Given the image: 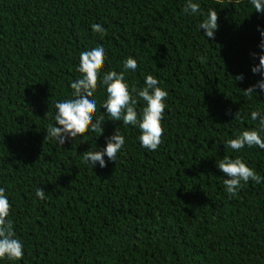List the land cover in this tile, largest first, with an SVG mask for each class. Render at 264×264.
Instances as JSON below:
<instances>
[{
    "label": "trees",
    "instance_id": "16d2710c",
    "mask_svg": "<svg viewBox=\"0 0 264 264\" xmlns=\"http://www.w3.org/2000/svg\"><path fill=\"white\" fill-rule=\"evenodd\" d=\"M199 2L205 15L217 10L214 39L197 31L202 16L182 12L184 0H0V187L25 246L16 264H264V182L229 197L215 166L240 156L264 178V150L223 145L257 125L251 111L264 110V95L243 94L260 79L251 54L264 15L248 0ZM97 43L106 50L98 79L133 56L129 85L152 74L168 96L157 150L121 124L116 162L93 169L81 153L102 149L121 122L105 116L102 136L86 131L63 148L45 129L55 102L71 98L79 53ZM94 95L95 119L106 93ZM37 186L46 199L35 197Z\"/></svg>",
    "mask_w": 264,
    "mask_h": 264
},
{
    "label": "clouds",
    "instance_id": "9594fccd",
    "mask_svg": "<svg viewBox=\"0 0 264 264\" xmlns=\"http://www.w3.org/2000/svg\"><path fill=\"white\" fill-rule=\"evenodd\" d=\"M248 2L256 13L264 15V0H248ZM182 12L190 17L202 16L203 18L197 25V31L200 32L203 29L202 36L204 38H215L218 29V13L215 8H208L205 15L199 0H184ZM90 27L93 32L105 31L101 24L93 23ZM257 31L260 35L257 44L260 51L251 55L254 58L258 57L259 63L251 67V72L258 74L260 79L243 90L244 96L249 99L253 93L258 96L264 95V26L257 25ZM105 56L106 50L103 43H97L94 47L79 53V62L75 69L79 75L69 82V87L72 90L71 98L55 102V112L52 114L54 123H49L45 129V139L54 140L58 147L63 148L62 146L66 142L73 141L78 137V134L84 137L86 131L100 133L98 138L102 136L105 116L109 117L108 120L121 122L111 135L105 137V146L102 149L96 145L95 148L90 147L89 150L81 153L83 161L91 165L93 169L97 165L104 168L108 162H116L117 154L125 146V137L118 130L121 124L130 125L139 130L137 139L142 148L148 151L157 150L162 143L161 138L164 132L162 119L168 96V92L160 86L158 78L152 74L143 77V84L139 88L129 85L125 73L129 70L135 72L138 67L137 60L133 56H127L121 61L120 71L101 72L98 79V70L104 65ZM200 59L202 60L203 57ZM234 79L243 81L244 75L237 74ZM98 87L104 89L106 97L100 102L101 115L94 119L93 114L97 111L94 90ZM257 89L258 93L255 92ZM138 100L143 104L139 112L136 107ZM101 109L104 111L102 112ZM237 116H239V111L234 114L235 118ZM47 117L48 112L45 119ZM250 119L256 121L257 125L251 129L241 130L233 138L227 139L223 144L225 149L239 152L245 147H257L264 150V110L251 111ZM215 166L226 177L223 178V185L224 191L229 197L234 196L243 183L264 182V178L250 168L240 156L230 158L225 155L215 161ZM46 195L40 186L35 188L36 198L44 200ZM24 255L25 246L17 238L13 221L10 218L9 196L5 188L0 187V261L6 259L12 264H16V262L22 261Z\"/></svg>",
    "mask_w": 264,
    "mask_h": 264
}]
</instances>
